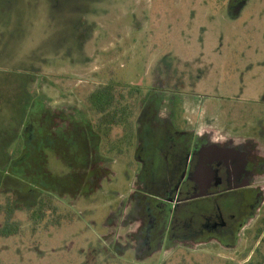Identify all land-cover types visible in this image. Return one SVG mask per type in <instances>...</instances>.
<instances>
[{"label":"rangeland","instance_id":"374dc122","mask_svg":"<svg viewBox=\"0 0 264 264\" xmlns=\"http://www.w3.org/2000/svg\"><path fill=\"white\" fill-rule=\"evenodd\" d=\"M161 62L185 83L187 116L195 94L207 130L251 134L243 126L264 116V0H0V231H17L0 236V264H264V208L235 248L210 246L241 214V188L164 180L199 161L184 142L152 149L151 183L117 153L88 181L96 142L64 111L85 108L106 71L146 83ZM158 198L172 206L164 238ZM41 200L55 213L31 217Z\"/></svg>","mask_w":264,"mask_h":264},{"label":"flooded vegetation","instance_id":"af4514ba","mask_svg":"<svg viewBox=\"0 0 264 264\" xmlns=\"http://www.w3.org/2000/svg\"><path fill=\"white\" fill-rule=\"evenodd\" d=\"M158 65L159 71L153 74L150 71L146 83L144 80L125 83L121 77H112L106 71L107 76L102 77H108L107 83L99 84L97 90L91 93L85 108L64 111L66 119L79 123L81 130L96 142L97 164L94 165V170L91 168L92 164H88V169L91 168L92 172L88 181L96 184L97 177L105 173V169L115 161L110 155L116 153L117 157L124 159L126 166L136 167V180L140 178L149 181L150 170L154 164L149 157L152 149L157 150L162 143L184 142L185 156L193 152L194 158L198 156L199 161H194L191 166L187 160L180 164L174 163L173 173L165 176L164 180L178 185H187L189 181H193L196 190L198 182L202 181L207 185L227 184L231 190L241 188V214L231 224L229 234L224 237L222 234L216 235L217 240L210 245H217L224 251L235 248L241 243L242 233L244 235L250 229V223L257 222L263 215L264 116L252 126L249 123L243 126V129L251 131L245 137H228L224 130H207L209 124L203 121L205 118L196 95L189 94L187 97L196 106V112L190 113L189 117L185 113L184 95L187 93L185 83L180 81V74L175 69L165 70L162 62ZM100 67L99 73L102 75L105 66ZM153 119L155 124L150 126ZM201 121L205 127L200 125ZM147 125L149 127L145 133L144 128ZM115 127H120L121 133L113 136L112 129ZM250 128H253V132L255 128V134ZM190 141L195 142L194 148H191ZM105 143L110 145V149H106ZM105 150L109 153L105 154ZM192 168L195 170L194 174ZM254 170L261 173L255 181L252 180L255 178L252 174ZM193 175L198 180H194ZM169 202L158 198L154 204L164 208L165 210H161L167 217L164 220L156 219L159 225L156 227L157 235L161 233L162 238L167 235V221L172 211ZM219 219L220 223L212 228H222L224 231L225 221Z\"/></svg>","mask_w":264,"mask_h":264},{"label":"trees","instance_id":"16d2710c","mask_svg":"<svg viewBox=\"0 0 264 264\" xmlns=\"http://www.w3.org/2000/svg\"><path fill=\"white\" fill-rule=\"evenodd\" d=\"M6 211H8L9 215H11V212H12L11 206H6ZM45 211H54L55 213V208H52L48 201L43 202V200H41L38 206H36V209L32 212L31 217L38 216L40 219H42V217L45 214ZM59 220L60 218H58L57 224L60 223ZM16 234H17V231H15V229L13 230L11 226L8 228H4L2 231H0V236L3 238H9Z\"/></svg>","mask_w":264,"mask_h":264}]
</instances>
